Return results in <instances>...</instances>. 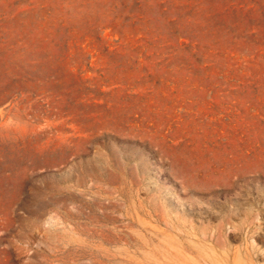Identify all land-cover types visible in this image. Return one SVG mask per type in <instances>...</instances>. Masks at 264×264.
<instances>
[{"label":"rangeland","instance_id":"374dc122","mask_svg":"<svg viewBox=\"0 0 264 264\" xmlns=\"http://www.w3.org/2000/svg\"><path fill=\"white\" fill-rule=\"evenodd\" d=\"M0 0V264H264V0Z\"/></svg>","mask_w":264,"mask_h":264},{"label":"trees","instance_id":"16d2710c","mask_svg":"<svg viewBox=\"0 0 264 264\" xmlns=\"http://www.w3.org/2000/svg\"><path fill=\"white\" fill-rule=\"evenodd\" d=\"M190 1L192 4H194L192 5L194 8L199 9L202 5V0H190Z\"/></svg>","mask_w":264,"mask_h":264}]
</instances>
